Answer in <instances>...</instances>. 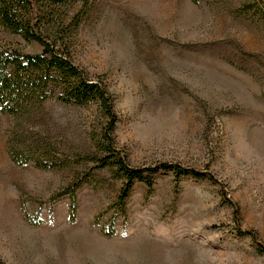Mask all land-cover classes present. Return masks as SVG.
Instances as JSON below:
<instances>
[{
  "label": "rangeland",
  "instance_id": "obj_1",
  "mask_svg": "<svg viewBox=\"0 0 264 264\" xmlns=\"http://www.w3.org/2000/svg\"><path fill=\"white\" fill-rule=\"evenodd\" d=\"M48 8L79 22L69 50L111 93L114 147L126 163L207 176L146 173L152 186L134 180L121 214L125 178L93 159L102 123L94 104L52 97L29 116L0 112L2 264H264L257 243L239 232L264 244V0H64ZM12 151L58 165L17 164ZM89 172L72 220L69 197H54Z\"/></svg>",
  "mask_w": 264,
  "mask_h": 264
},
{
  "label": "trees",
  "instance_id": "obj_2",
  "mask_svg": "<svg viewBox=\"0 0 264 264\" xmlns=\"http://www.w3.org/2000/svg\"><path fill=\"white\" fill-rule=\"evenodd\" d=\"M63 3L64 0H43L41 4L34 5L30 0H0V112L17 118L29 116L52 97L65 105L84 107L94 104L102 123L94 142L97 156L93 159L96 168L111 165L125 178L118 196L117 211L121 214L124 213L123 206L134 180H142L148 187L152 186L151 179L144 175L146 173L162 169L172 171L176 177L207 176L203 172L172 163L163 162L154 167H131L126 163L114 147L113 132L117 114L111 93L99 77L90 78L74 62L69 50L70 27L73 25L76 28L79 22L74 20L67 24L60 17H55L48 8L51 5L58 8ZM3 32L34 41L40 46V50L26 51L20 43L6 39ZM10 157L17 164L32 161L39 168L58 165L52 160L34 157L27 152L22 156L12 151ZM89 177L91 172L82 177L76 175L54 197H69V215L72 220L77 208L76 191ZM239 232L249 235L257 243L259 250L264 252V244L258 242L253 231ZM109 233H113L112 226Z\"/></svg>",
  "mask_w": 264,
  "mask_h": 264
}]
</instances>
